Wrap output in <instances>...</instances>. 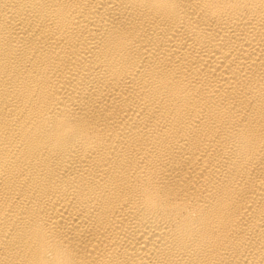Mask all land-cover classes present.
<instances>
[{
  "label": "bare ground",
  "instance_id": "bare-ground-1",
  "mask_svg": "<svg viewBox=\"0 0 264 264\" xmlns=\"http://www.w3.org/2000/svg\"><path fill=\"white\" fill-rule=\"evenodd\" d=\"M0 264H264V0H0Z\"/></svg>",
  "mask_w": 264,
  "mask_h": 264
}]
</instances>
